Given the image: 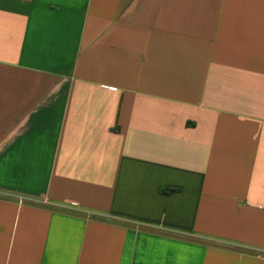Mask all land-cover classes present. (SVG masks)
<instances>
[{
    "label": "crops",
    "instance_id": "crops-1",
    "mask_svg": "<svg viewBox=\"0 0 264 264\" xmlns=\"http://www.w3.org/2000/svg\"><path fill=\"white\" fill-rule=\"evenodd\" d=\"M0 264H264V0H0Z\"/></svg>",
    "mask_w": 264,
    "mask_h": 264
}]
</instances>
